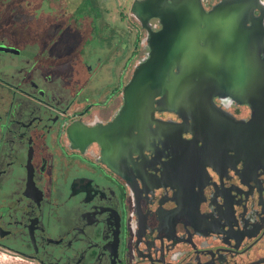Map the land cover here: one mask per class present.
I'll use <instances>...</instances> for the list:
<instances>
[{
    "label": "flooded vegetation",
    "instance_id": "obj_1",
    "mask_svg": "<svg viewBox=\"0 0 264 264\" xmlns=\"http://www.w3.org/2000/svg\"><path fill=\"white\" fill-rule=\"evenodd\" d=\"M9 1L0 0V264H264V148L243 142L251 108L215 95L200 128L155 110L149 127L107 142L135 65L130 34L83 29L91 46L55 57L65 30L37 28L38 0ZM253 17L264 28V0Z\"/></svg>",
    "mask_w": 264,
    "mask_h": 264
},
{
    "label": "water",
    "instance_id": "obj_2",
    "mask_svg": "<svg viewBox=\"0 0 264 264\" xmlns=\"http://www.w3.org/2000/svg\"><path fill=\"white\" fill-rule=\"evenodd\" d=\"M255 7L257 0H220L208 11L201 0H133L130 14L145 30L147 52L123 86V102L105 127V140H129L156 121L155 110L174 111L193 121L189 128H200L218 95L251 108L243 142L261 151L264 28L254 20ZM152 18L159 29H152Z\"/></svg>",
    "mask_w": 264,
    "mask_h": 264
},
{
    "label": "rangeland",
    "instance_id": "obj_3",
    "mask_svg": "<svg viewBox=\"0 0 264 264\" xmlns=\"http://www.w3.org/2000/svg\"><path fill=\"white\" fill-rule=\"evenodd\" d=\"M133 0H38L36 9V26H48L47 29L65 30L60 37L61 46L66 47L55 57L64 58L76 56L80 51L91 46V42L83 37L79 31L92 27L95 31H119L123 37L131 36L132 61L136 64L146 48L144 41L145 30L130 14ZM12 3V0L9 1ZM8 2V3H9ZM43 12V15L41 13ZM6 15V12H5ZM40 15V16H39ZM19 12H13L18 18ZM48 20V21H47ZM122 44L124 45L123 41ZM101 45V44H100ZM74 50V54L72 51ZM118 59H121L119 57ZM124 59L119 60L117 70Z\"/></svg>",
    "mask_w": 264,
    "mask_h": 264
}]
</instances>
